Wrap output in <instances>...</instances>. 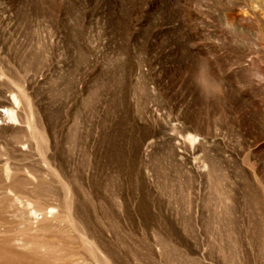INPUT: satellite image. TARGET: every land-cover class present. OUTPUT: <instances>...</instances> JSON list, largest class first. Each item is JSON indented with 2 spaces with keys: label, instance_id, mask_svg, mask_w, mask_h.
Returning a JSON list of instances; mask_svg holds the SVG:
<instances>
[{
  "label": "rangeland",
  "instance_id": "374dc122",
  "mask_svg": "<svg viewBox=\"0 0 264 264\" xmlns=\"http://www.w3.org/2000/svg\"><path fill=\"white\" fill-rule=\"evenodd\" d=\"M0 264H264V0H0Z\"/></svg>",
  "mask_w": 264,
  "mask_h": 264
},
{
  "label": "clouds",
  "instance_id": "9594fccd",
  "mask_svg": "<svg viewBox=\"0 0 264 264\" xmlns=\"http://www.w3.org/2000/svg\"><path fill=\"white\" fill-rule=\"evenodd\" d=\"M199 82H200V83L202 84V86H204L205 88L207 87V81H206V79L203 78V76H201V79H200Z\"/></svg>",
  "mask_w": 264,
  "mask_h": 264
}]
</instances>
